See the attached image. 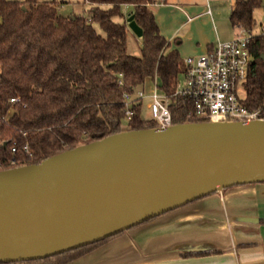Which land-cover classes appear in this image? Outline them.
Here are the masks:
<instances>
[{"label":"trees","instance_id":"16d2710c","mask_svg":"<svg viewBox=\"0 0 264 264\" xmlns=\"http://www.w3.org/2000/svg\"><path fill=\"white\" fill-rule=\"evenodd\" d=\"M86 1V15L65 16L53 1L0 0V169L38 163L122 130L155 127L153 119L141 117L140 100L132 101L133 113L124 119L123 94L156 76L159 89L170 95L185 71L149 8L160 0ZM124 4L132 6L141 29L138 56L126 51V24L115 20ZM259 5L261 0H234L231 25L251 30ZM248 51L241 101L255 108L264 103V32L251 36ZM169 109L172 124L197 121L188 117L192 104L186 97H170ZM117 234L44 258L0 264H65Z\"/></svg>","mask_w":264,"mask_h":264},{"label":"water","instance_id":"95a60500","mask_svg":"<svg viewBox=\"0 0 264 264\" xmlns=\"http://www.w3.org/2000/svg\"><path fill=\"white\" fill-rule=\"evenodd\" d=\"M261 182L264 119L122 130L0 169V262L58 254L225 188Z\"/></svg>","mask_w":264,"mask_h":264},{"label":"crops","instance_id":"0c3cea01","mask_svg":"<svg viewBox=\"0 0 264 264\" xmlns=\"http://www.w3.org/2000/svg\"><path fill=\"white\" fill-rule=\"evenodd\" d=\"M233 1L212 0L207 9L197 0H162L149 8L168 50L176 49L183 61L240 35L229 21ZM65 264H264V182L234 185L166 211Z\"/></svg>","mask_w":264,"mask_h":264},{"label":"built area","instance_id":"2783aa9c","mask_svg":"<svg viewBox=\"0 0 264 264\" xmlns=\"http://www.w3.org/2000/svg\"><path fill=\"white\" fill-rule=\"evenodd\" d=\"M160 1L152 4H159ZM264 12V0H261ZM240 35L228 40H218L206 52L183 59L185 71L181 73L182 80L177 79L174 91L167 95L158 87L157 77L152 80V88L148 94L150 102L149 118L156 122V126L167 127L172 124L169 109L170 97H186L191 101L192 109L188 117L197 121H248L264 119V103L255 108L245 106L237 92L238 85H242L247 75L250 61L248 44L251 30L235 25ZM264 32V27H260ZM142 91L123 94L124 119L132 115L131 103L140 100ZM10 98L9 102L16 101ZM26 153H30L27 145L23 146ZM15 151V147H11Z\"/></svg>","mask_w":264,"mask_h":264},{"label":"rangeland","instance_id":"374dc122","mask_svg":"<svg viewBox=\"0 0 264 264\" xmlns=\"http://www.w3.org/2000/svg\"><path fill=\"white\" fill-rule=\"evenodd\" d=\"M58 1V6L62 5L63 7L60 10V14L68 16L70 14H81V15H86L87 9L89 8L86 2H83V0H57ZM198 2H204V5L206 6L207 9H211L214 7V4L212 0H197ZM216 1V0H213ZM218 5V4H217ZM122 12V17L121 18H115L116 21H123L128 28V32L126 35V51L129 54L136 55L138 56L140 54V45H141V34L138 35L135 31L131 30L130 28V22H134L133 16H132V10L127 7H122L121 8ZM261 8L256 7L253 10V18H254V25L251 28V33L252 34H257L259 33L260 26V18H261ZM214 17V16H213ZM135 23V22H134ZM96 29L98 32H101L100 29L95 25ZM166 27L169 30L170 25L169 23H166ZM218 27V24L216 23V28ZM204 30L208 32H212L213 28L211 25L205 24L204 25ZM179 80H182V75L180 74L178 76ZM152 88V80L150 78L145 79L144 83L142 86H139L135 89V91H142L144 96L141 97V108H140V115L143 118H148L150 116V110L148 108V104L150 102V98L148 94L150 93ZM237 92L240 96L244 94V89L243 86L240 84L237 87ZM124 124V123H123ZM128 230V229H126ZM124 230V231H126Z\"/></svg>","mask_w":264,"mask_h":264}]
</instances>
